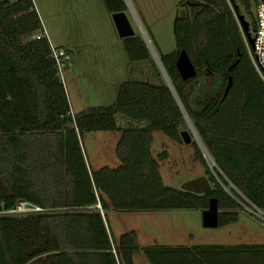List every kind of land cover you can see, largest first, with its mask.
<instances>
[{"label": "trees", "instance_id": "obj_1", "mask_svg": "<svg viewBox=\"0 0 264 264\" xmlns=\"http://www.w3.org/2000/svg\"><path fill=\"white\" fill-rule=\"evenodd\" d=\"M103 1L111 14L128 8ZM241 15L252 32L253 0H187L174 20L176 47L157 50L173 90L166 79H128L113 104L73 112L48 39L34 37L42 28L34 0H0V211L20 200L47 209L0 215V264H134L137 233L116 238L111 208L206 209L217 197L219 226L238 221V199L264 209V81ZM123 42L130 60L152 59L140 34ZM183 48L198 71L188 80L176 65ZM186 115L215 163L194 141L212 183L203 194L166 185L158 162L166 152L151 151L156 129L182 140ZM97 130H121L117 166L90 167L81 139ZM143 253L151 264H264V243L150 245Z\"/></svg>", "mask_w": 264, "mask_h": 264}, {"label": "rangeland", "instance_id": "obj_2", "mask_svg": "<svg viewBox=\"0 0 264 264\" xmlns=\"http://www.w3.org/2000/svg\"><path fill=\"white\" fill-rule=\"evenodd\" d=\"M186 1L125 0L128 7L126 13L136 34L148 39L155 55L157 50L168 53L176 47L174 20ZM34 4L56 46L66 41L78 49L75 50L73 59L71 58L70 66L61 74L72 111L113 104L120 84L128 79L151 83L166 79L152 53V59L130 60L112 16L108 19L109 12L103 0H34ZM242 8L245 12V8ZM82 11L86 12L85 21ZM248 19L251 17L248 16ZM211 81L208 78V82ZM127 119L125 115L117 114L118 126L124 127ZM186 120L187 126L182 130L193 129L191 143L175 139L158 129L153 131L152 154L158 158L160 153L166 152L165 158L158 159L159 170L164 183L173 187H180L184 181L205 174V167L196 153L194 141L199 145L208 165L213 166L212 157L202 145L187 115ZM121 135V130L83 133L82 147L92 167H115L120 163L116 148ZM241 206L238 221L215 228L203 225L201 208H111L107 211V216L116 238L122 233L136 231L140 251L134 254V264H151L143 253L145 246L264 243V221L252 214L248 207Z\"/></svg>", "mask_w": 264, "mask_h": 264}, {"label": "water", "instance_id": "obj_3", "mask_svg": "<svg viewBox=\"0 0 264 264\" xmlns=\"http://www.w3.org/2000/svg\"><path fill=\"white\" fill-rule=\"evenodd\" d=\"M112 18H113L117 33L121 38L133 36L136 34L135 29L127 16L126 10L112 13ZM240 22L242 26L244 27L245 31L247 32V37L249 39V42L253 46L254 38L252 37L251 31H249V23L243 15L240 16ZM143 37L151 53L153 54L154 58L158 62L159 66L163 69L167 83L173 90L172 83L168 75L165 72L164 66L161 62V59L158 53H156V55L154 54L153 49L151 47L152 44L150 45L148 39L145 36ZM238 61L239 60H236L229 67V70L232 69L238 63ZM176 65H177L180 75L182 76L184 80L191 79L195 77L198 73L196 66L194 65L191 57L189 56L185 48L179 51L177 59H176ZM232 80H233V77L230 75L229 82L226 86L225 95L228 93L232 85ZM180 134L184 142L191 143L193 141V136H192V134H194L193 129H190V130L183 129L181 130ZM180 188L183 190L195 192L198 194H203L212 188V183L208 179L207 175L202 174L192 179L184 181L181 184ZM98 206H100V204H98ZM220 211L221 210L219 209V202H218L217 197H211L209 201V206L206 209H203V225L208 228L218 227Z\"/></svg>", "mask_w": 264, "mask_h": 264}, {"label": "built area", "instance_id": "obj_4", "mask_svg": "<svg viewBox=\"0 0 264 264\" xmlns=\"http://www.w3.org/2000/svg\"><path fill=\"white\" fill-rule=\"evenodd\" d=\"M253 12L255 16L256 27L252 30L251 34L254 38V44L253 46L251 45L247 36H245V41L251 61L259 76L264 81V0H253ZM34 37L38 39L45 37L48 39L52 50V56L55 59L56 65L61 75L62 71L66 67H69L71 64V51L65 47L54 45L51 42L47 29L43 24L41 30L36 32ZM212 162V164L214 165V161ZM238 201L241 203V205L248 207L252 214L256 215L264 221L263 208L259 207L245 197L243 200L238 199ZM45 211H47V209L42 207L41 205L32 203L27 200H20L14 207L6 210H1L0 215L6 214L20 216L42 213Z\"/></svg>", "mask_w": 264, "mask_h": 264}, {"label": "crops", "instance_id": "obj_5", "mask_svg": "<svg viewBox=\"0 0 264 264\" xmlns=\"http://www.w3.org/2000/svg\"><path fill=\"white\" fill-rule=\"evenodd\" d=\"M36 7V6H35ZM83 13H82V17H83V19H84V21L85 20H87V17H86V12L85 11H82ZM110 14V15H109ZM108 14V19H110V16H112V14L111 13H109ZM40 15V14H39ZM42 20V19H41ZM42 24L44 25V27L47 29V27L45 26V24L42 22ZM47 32H48V30H47ZM48 35H49V32H48ZM122 40H123V38H121ZM50 40H51V38H50ZM51 42L54 44V45H56V43H54L52 40H51ZM124 43V42H123ZM57 46H66L67 47V49H69L70 51H71V54H72V59H73V57H74V55H75V50H78L77 49V47H75V46H72L71 45V43H67L66 41H63L62 43H60V44H58ZM90 51H92V52H94L93 50H90ZM74 112V111H73ZM118 156V155H117ZM120 161V160H119ZM89 163V165H90V167L92 168V169H96V168H94V167H92L91 166V164H90V162H88ZM134 259H135V256H134ZM134 262H135V260H134Z\"/></svg>", "mask_w": 264, "mask_h": 264}]
</instances>
